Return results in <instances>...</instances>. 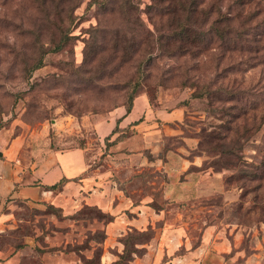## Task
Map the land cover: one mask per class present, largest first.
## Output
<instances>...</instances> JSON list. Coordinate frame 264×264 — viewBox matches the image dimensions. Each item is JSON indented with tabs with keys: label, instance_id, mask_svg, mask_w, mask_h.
<instances>
[{
	"label": "rangeland",
	"instance_id": "rangeland-1",
	"mask_svg": "<svg viewBox=\"0 0 264 264\" xmlns=\"http://www.w3.org/2000/svg\"><path fill=\"white\" fill-rule=\"evenodd\" d=\"M225 42L237 44L228 51ZM130 96L156 112L147 158L199 157L187 172L210 192L165 198L164 177L147 169L125 179L149 210L165 209L142 234L121 231L109 242L108 215L93 207L70 204L63 214L49 202L17 201L0 240L32 239L42 253H67L69 264H264V0H0V147L17 139L28 149L41 132L45 148L88 141V156L102 158L106 147L86 120L124 109ZM175 109L180 119L163 123L160 112ZM179 217L191 239L174 258L157 236L162 221ZM205 227L225 244L214 258L199 246ZM186 250L196 254L180 262Z\"/></svg>",
	"mask_w": 264,
	"mask_h": 264
},
{
	"label": "crops",
	"instance_id": "crops-1",
	"mask_svg": "<svg viewBox=\"0 0 264 264\" xmlns=\"http://www.w3.org/2000/svg\"><path fill=\"white\" fill-rule=\"evenodd\" d=\"M142 114L145 115L143 120L138 121ZM154 114L156 112L148 107L146 100L138 96L128 112L119 107L103 117H89L85 125L93 135L92 140L106 147L102 158L88 156V141L86 145L76 144L74 147L59 150L49 146L45 148L41 143L42 139H38L42 138L41 132L30 135L36 139L34 144L30 143L28 149L19 145L17 139H12L6 146L0 147V233L11 226L12 210L17 201L31 205L49 202L58 206L63 214L69 212L70 204L77 206L74 211L83 205L96 208L108 215L107 220L101 222V227L109 242L115 241L121 231L144 230L151 218H164L162 213L165 209H160L158 213L149 210L148 206L144 205L146 200H143L147 195L141 193L140 189H133L134 184L130 186L131 190L128 189L125 179L129 174L142 173L147 169L164 177L162 185L165 198L179 200L197 194L207 195V190H211V187L207 189V182L204 181L202 187V183L196 181V175L187 172L190 165L199 164V157L186 159L177 151L166 150L163 158H147L146 152L150 149L148 121ZM160 115L161 117L158 116L163 123L180 119L178 109L160 112ZM157 126L154 123L151 131H157ZM121 134L125 135L115 141ZM187 142L188 148H191V143ZM123 157L126 159L122 160ZM60 179L64 181L59 187L47 188ZM136 181L139 183L141 180ZM195 183L199 185L195 186ZM121 185L125 186V189ZM132 197L142 200L133 203ZM187 231L186 222L180 221V217L178 221L164 220L157 236V245L160 248L167 246L163 251L175 258L174 251L190 243L191 237ZM215 240L212 235H208V227H205L199 246L201 250L211 246V258L217 255L212 252H219L216 245L225 246L223 243L216 244L218 241ZM45 242L49 247L54 246L47 239ZM35 243L32 239H23L22 242L11 244L0 240V264H69L67 253L58 250L42 253L36 249ZM186 251L187 255L182 259L178 258L180 262L196 254L195 250ZM169 263L178 264L175 259L174 262L166 260L164 264Z\"/></svg>",
	"mask_w": 264,
	"mask_h": 264
},
{
	"label": "trees",
	"instance_id": "trees-1",
	"mask_svg": "<svg viewBox=\"0 0 264 264\" xmlns=\"http://www.w3.org/2000/svg\"><path fill=\"white\" fill-rule=\"evenodd\" d=\"M192 12H193V10H192ZM192 12H191V13H192ZM186 34H187L186 29H184V28L181 26V27L179 28L178 32H177V35H178V38L181 39V41L183 42V44H186L187 42H189V37H187ZM183 35H184V36H183ZM246 37H247L246 32H241V33H239V38H240V39L243 38V40H246V39H247ZM258 40H259V39H258ZM236 44H237V43H234V42H225V46H231L230 49H228V51H231V50L235 47ZM222 57H223V56H222ZM39 64H40V62L38 61V63H36L35 66L31 67V69L38 67ZM132 104H133V103H132V96H130V97L128 98V100L126 101V103L124 104V109H125L126 112H128V111L131 109ZM124 135H125V134H121V135H119V136L115 139V141L120 140ZM63 181H64V179H60L58 182L54 183L53 185L48 186L47 188H48V189H55V188L59 187V186L62 184ZM85 208H87V207H85ZM93 209H96V208H93ZM97 212H98V215H99L100 217H103V216H104V214L101 213L100 211H97ZM146 230H147V229H144V230H141V231H137L136 233H140V234H142V233H143L144 231H146ZM135 243L137 244V242H135Z\"/></svg>",
	"mask_w": 264,
	"mask_h": 264
}]
</instances>
